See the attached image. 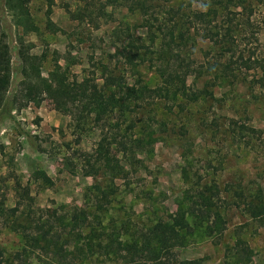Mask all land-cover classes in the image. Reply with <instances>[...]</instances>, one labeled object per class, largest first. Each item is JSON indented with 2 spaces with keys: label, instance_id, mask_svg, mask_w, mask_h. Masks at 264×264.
<instances>
[{
  "label": "rangeland",
  "instance_id": "374dc122",
  "mask_svg": "<svg viewBox=\"0 0 264 264\" xmlns=\"http://www.w3.org/2000/svg\"><path fill=\"white\" fill-rule=\"evenodd\" d=\"M104 4L105 0H56L50 20L57 31L51 32L46 24L47 2L30 0V14L39 31L25 40L34 44L31 53H46L41 67L45 78L50 77L57 60L70 80L87 79L101 87L110 83L105 71L109 68L125 81L121 93L110 87L111 90H98L92 96L94 104L105 109L109 124L120 125L124 139L111 145V153L120 161L121 168H128L121 158L128 146V137L140 134L148 116H155L157 120L152 123L153 140L144 153H137L141 167L130 174L126 186L117 171L87 173L95 163L101 137L95 121L83 130L75 127L71 117L59 112L50 98H44L39 107L28 104L16 109L14 121L0 123V249L5 264L138 262L139 255L131 253L140 234L151 229L157 220L173 216L187 189L211 183L221 190V212L226 221L224 234L221 239L213 240L199 230L191 235L188 232L178 249L180 259L222 264L227 250L240 240L249 249L248 264H264V222H255L244 212L251 197L264 196V90L252 88L259 71L190 77L188 84L196 90L207 91L208 95L181 106L157 99L143 114L126 113L121 122L117 118L120 97L130 99L131 87L137 80L149 87L159 82L158 40L155 27L149 28L138 11L120 1L108 4L106 15L97 17ZM169 7L184 14L200 9L197 0H168L153 14L162 15ZM85 9L91 17L88 13L83 15ZM0 19L9 26L2 0ZM253 19L263 45L264 0ZM16 35V30L10 28L12 50ZM244 44L256 46L249 35ZM123 46H128L131 54L138 50L139 55L147 48L144 61L123 55L121 50L118 52ZM210 49L212 46L205 40L198 39L183 55L189 58L188 62L200 64L205 62L204 52ZM12 62L16 66L14 56ZM230 69L232 66L228 72ZM165 104L170 107L165 109ZM134 123L135 127L128 129ZM240 124L256 132L238 129ZM109 130L105 127V131ZM183 170H186V179L182 177ZM44 174L51 183L43 180ZM17 181L29 189L31 201L25 200L22 212L11 217L6 209L13 208L17 201ZM90 187L93 188L89 190ZM98 188L110 194L109 204L100 209L96 207L95 197ZM74 208L91 211L92 225L81 235H70L71 254H67L64 263L61 259L51 263L20 232L19 224L30 219L55 220L67 216Z\"/></svg>",
  "mask_w": 264,
  "mask_h": 264
},
{
  "label": "trees",
  "instance_id": "16d2710c",
  "mask_svg": "<svg viewBox=\"0 0 264 264\" xmlns=\"http://www.w3.org/2000/svg\"><path fill=\"white\" fill-rule=\"evenodd\" d=\"M45 1L48 5L47 28L55 32L57 29L50 20V15L56 0ZM119 1L138 11L149 28L155 27L154 34L158 40L156 64L159 63L156 69L159 82L156 86L149 87L137 80L131 87L133 96L130 99L121 96L117 101L120 111L117 118L121 122L127 117L126 113L143 114L157 99L181 106L183 103L196 102L202 95H208L207 91L196 90L188 84L190 77L204 73L221 77L229 76L234 71L244 74L258 70L260 74L252 81V88L264 90V44L259 42L253 19L261 0H197L200 9L184 14L169 7L166 12L157 16L153 14L154 10L168 0H105V4L98 10L97 17H104L106 6ZM2 3L9 17L10 27L0 19V123L14 121L13 112L16 109L28 104L39 107L44 98L53 99L59 112L69 115L75 127L83 130L85 125L95 121L100 128L101 137L96 149L97 155L94 157L95 163L87 173L96 175L110 170L117 171L119 178L128 186L130 174L141 167L139 165L142 162L138 160L137 153H144L153 140L151 130L152 123L157 121L156 117L148 116L145 123H142L140 134L128 137V146L123 150L121 157L128 168H121L120 161L111 153V145L124 139L120 125L109 124L108 116H104L105 109L94 104L92 96L98 90L112 88L121 93L125 89V81L119 75H114L109 68H105V71L110 83H104L101 87L87 79L81 82L70 80L57 60H54L50 77H43L41 67L47 55L44 52L40 55L31 53L34 44L25 40L28 35L37 34L39 31L30 14V0H2ZM86 9L83 15L88 13L87 16L91 17V13ZM10 28L17 32L14 50L9 41ZM248 35L252 36L256 46L251 44L246 47L244 40ZM198 39L205 40L213 48L204 52L205 62L200 64L188 62L189 58L183 55V51L193 48ZM120 50L123 55L139 59L141 62L146 56V51L139 55L136 50L131 54L128 46H123L117 51ZM13 56L16 58V66H13ZM230 66L232 69L228 72ZM167 104L163 106L165 109L170 107ZM107 126L109 131H105ZM133 127L135 123L129 125L128 129ZM237 128L249 133L256 132L245 124H240ZM182 177L186 179V170H183ZM42 178L46 183H51L45 174ZM91 188L93 187L89 190ZM15 190L19 193L15 206L6 209L11 217H16L22 212L25 200L31 201L29 189L18 181L15 182ZM95 192L97 208L109 204L108 192L100 188ZM221 199V190L215 183L198 184L196 188L187 189L173 216L168 220H157L151 229L140 234L139 242L132 248L131 253L139 255L138 262L127 264H199L196 260H181L178 249L183 245L188 232L191 235L195 230L213 240L222 238L226 221L221 212ZM69 212L67 216H59L48 222L30 219L25 221V224H19L20 232L35 249L48 257L51 263L60 259L64 263L67 254H71L68 240L70 235H81L92 225L91 211L74 208ZM244 212L249 219L264 222V196L257 194L251 197L245 204ZM249 253L245 243L238 240L227 250L222 264H248ZM3 259L4 255L0 249V264H5Z\"/></svg>",
  "mask_w": 264,
  "mask_h": 264
}]
</instances>
